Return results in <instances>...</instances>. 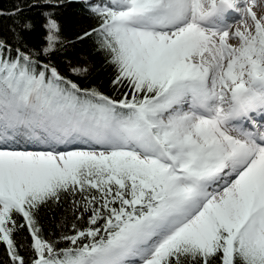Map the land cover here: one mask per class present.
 Masks as SVG:
<instances>
[{
    "label": "snow or ice",
    "instance_id": "snow-or-ice-1",
    "mask_svg": "<svg viewBox=\"0 0 264 264\" xmlns=\"http://www.w3.org/2000/svg\"><path fill=\"white\" fill-rule=\"evenodd\" d=\"M82 3L97 25L76 39L94 37L116 95L51 63L69 43L55 12L44 14L39 49L28 46L27 19L0 38V244L10 264H264L258 0ZM62 198L75 222L44 237L39 211ZM25 228L28 259L15 240Z\"/></svg>",
    "mask_w": 264,
    "mask_h": 264
},
{
    "label": "trees",
    "instance_id": "trees-1",
    "mask_svg": "<svg viewBox=\"0 0 264 264\" xmlns=\"http://www.w3.org/2000/svg\"><path fill=\"white\" fill-rule=\"evenodd\" d=\"M64 5L60 8H52L45 0H0V9L10 12L17 5L24 9L22 16L0 17V38L12 40V29L17 19L30 20L34 28L26 34V40L30 48L39 49L43 45L44 14L55 12L61 20L62 35L69 42L62 50L52 54L50 61L57 66L61 73L73 79L81 87H97L107 95H116L111 88V80L115 76L114 68L106 62L105 54L97 50L94 44V37L84 40H77L76 37L84 31L97 25V20L89 15L88 10L83 6L82 0H63ZM14 42V41H13ZM40 59L48 62L49 58L41 56ZM77 65H86L89 68L88 75L78 77L72 75L70 68ZM19 222L22 218L17 217ZM39 224L44 237H54L62 232H68L72 223L75 222L71 206V198H62L59 205L45 206L38 214ZM15 240L23 245L20 253L26 259L30 257L31 237L27 229H21L15 234ZM0 264H10L6 246L0 244Z\"/></svg>",
    "mask_w": 264,
    "mask_h": 264
},
{
    "label": "rangeland",
    "instance_id": "rangeland-1",
    "mask_svg": "<svg viewBox=\"0 0 264 264\" xmlns=\"http://www.w3.org/2000/svg\"><path fill=\"white\" fill-rule=\"evenodd\" d=\"M97 2H99V0H97ZM254 10L257 12L258 15H264V0H258L257 7ZM30 147H38V146H30ZM71 147L72 146H69V148Z\"/></svg>",
    "mask_w": 264,
    "mask_h": 264
},
{
    "label": "bare ground",
    "instance_id": "bare-ground-1",
    "mask_svg": "<svg viewBox=\"0 0 264 264\" xmlns=\"http://www.w3.org/2000/svg\"><path fill=\"white\" fill-rule=\"evenodd\" d=\"M69 147V146H68Z\"/></svg>",
    "mask_w": 264,
    "mask_h": 264
}]
</instances>
